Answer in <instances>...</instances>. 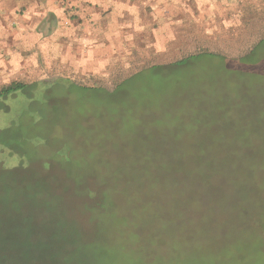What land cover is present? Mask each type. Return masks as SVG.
Returning <instances> with one entry per match:
<instances>
[{"label":"rangeland","instance_id":"rangeland-1","mask_svg":"<svg viewBox=\"0 0 264 264\" xmlns=\"http://www.w3.org/2000/svg\"><path fill=\"white\" fill-rule=\"evenodd\" d=\"M199 11L203 36L140 54L134 79L58 69L50 43L33 81L19 46L8 86L28 89L0 98V264H264V0Z\"/></svg>","mask_w":264,"mask_h":264},{"label":"crops","instance_id":"crops-1","mask_svg":"<svg viewBox=\"0 0 264 264\" xmlns=\"http://www.w3.org/2000/svg\"><path fill=\"white\" fill-rule=\"evenodd\" d=\"M217 2L0 0V87L8 86V81L19 75L16 64L21 56L18 51L20 45L27 46V55L30 53L25 69L20 74L34 75L30 77L33 81L48 79V58L52 53L50 43L55 44L53 50L57 52L55 63L58 69L72 67L65 58L73 57L75 68L84 67L89 72L98 67L112 70V56H140L135 51H141V55L151 51L155 56L163 53L165 44L172 48L174 45L179 46L183 40L191 41L194 32L192 27L197 17L195 8L200 10L199 14L205 15L211 7L217 6ZM143 19L146 20L145 26ZM53 24L56 28L52 27ZM143 29L148 33L141 34L140 38L149 43L133 48L130 43L140 40L139 34L143 33ZM81 52L86 54L82 60ZM103 57L108 59L104 60ZM127 67L125 70L129 71L130 65L127 64Z\"/></svg>","mask_w":264,"mask_h":264},{"label":"trees","instance_id":"trees-1","mask_svg":"<svg viewBox=\"0 0 264 264\" xmlns=\"http://www.w3.org/2000/svg\"><path fill=\"white\" fill-rule=\"evenodd\" d=\"M105 23V22H104ZM145 23H146V20L145 19H143V25L145 26ZM197 23V20L195 19V21H194V25H193V30H195V28L196 29H199L200 31L202 30V31H205V29H204V25L202 24V22H200V23H198V24H196ZM199 32V31H198ZM147 33L148 32H146V30L145 29H143V33H140L139 34V39L140 40H134L132 43H130V45H132V47L133 48H136L137 46H141L142 44H146L147 43V41H144L143 39H141L140 37H141V34H145V35H147ZM200 33V32H199ZM199 33H195V35H193V38L194 37H196V38H201L202 36H203V33L200 35ZM197 34H199V35H197ZM175 43V42H174ZM263 43H264V39H262L260 42H259V44L255 47V51L254 52H256V51H258L259 49H261V47H262V45H263ZM142 47V46H141ZM136 53L135 54H137V52L138 53H140L141 54V51H135ZM205 55H210V54H207V53H204V52H201V53H199L198 55H195V56H190V57H188V58H186V59H183V60H181V61H179V62H177L176 64H173V66H172V68L174 67H184V66H187V64H189V62L191 61V60H196L197 58H201L202 56H205ZM213 56H215V55H213ZM253 55H250V56H248V57H244V58H242V59H240V60H234V61H236L237 62V64L239 65V66H244V65H240V62H244L245 64H246V62L247 63H250V62H252V65H253V57H252ZM260 59V58H259ZM110 60H111V69H112V71H113V73H124V72H126V70L125 69H127L128 67H127V64H129L130 65V67L129 68H131V66H133L132 67V69H134L135 71H136V75H134L133 77H131L130 79H134V78H136L137 76H139L140 74H142V72H143V70H145V68L144 67H142V68H140L139 69V66H136L137 64H140L141 62H143L142 60H146V59H142L140 56H138V55H129V56H123V57H118V56H112L111 58H110ZM129 60V61H128ZM262 60H264V57H263V59ZM260 61V60H259ZM251 65V66H252ZM154 68H159V69H165V68H171V67H154ZM118 86V85H117ZM28 89V86L27 85H25V84H22V83H12L11 85H9V86H6V87H4V88H2L1 90H0V98H4V99H7V98H10L11 96H13V95H15L16 93H18V92H21V91H26ZM4 109V107H2V106H0V110H3Z\"/></svg>","mask_w":264,"mask_h":264}]
</instances>
